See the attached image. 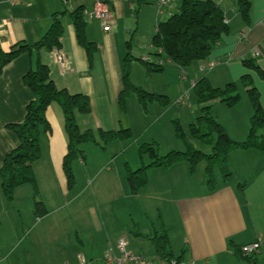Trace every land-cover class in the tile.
Returning a JSON list of instances; mask_svg holds the SVG:
<instances>
[{"label":"crops","instance_id":"obj_1","mask_svg":"<svg viewBox=\"0 0 264 264\" xmlns=\"http://www.w3.org/2000/svg\"><path fill=\"white\" fill-rule=\"evenodd\" d=\"M76 1L87 6V37L98 46L94 61L90 62L87 51L80 45L70 14L64 17L65 33L61 51L54 53L42 51L41 59L50 65L52 77L58 88H66L72 94H84L90 98L91 115L78 116L83 130H132L134 125L128 123L129 108L127 109L126 104V109L123 110L119 103V97L125 89L123 61L131 50L128 37L140 35V32L146 28H150L149 37L144 42L140 38V41L145 45L143 49L149 50V58H145L148 56L144 53L140 54L141 58L132 57L130 78L134 85L149 93L169 96L173 105L181 109L184 106L178 105L177 100L187 96L185 99L189 101L195 82L203 77H208L215 87H225L229 83L239 84L242 77L250 74L260 93V101L264 108V80L243 64L245 59H253L264 71V0H252L249 25L245 23L238 11L236 0H214L223 8L230 30L222 36L210 56L183 70L174 66L165 57H160L166 65L165 71L151 75L140 60L154 58L152 40L158 24L176 14L182 0H165V2L146 0L139 6L135 0H100L111 16L106 22L89 17L94 9L95 0ZM67 7L73 11L77 4L74 2L66 4L63 0H0V50L9 52L20 42L33 43L40 40L50 29L53 14L66 11ZM105 26H109L110 31H105ZM58 53L66 57L67 70H63L58 63ZM33 59L28 54L21 55L7 65L0 76V170L5 157L20 143L16 133L8 126L20 124L25 120L27 107L34 97L24 83L25 75L35 65ZM213 62L216 65L210 67ZM133 66L136 68L133 69ZM242 101L243 98L235 108H229L222 103L215 106L220 123L230 137L239 142L247 140L254 113L252 105ZM140 105L141 108L133 102V116L131 115L130 120L134 121L133 118L142 120L145 114L152 113L153 116L156 114L158 119L162 117L167 119L168 116L170 123L173 124L175 119L183 122V118H190L193 121L201 114L200 106L195 104L188 105L187 113L179 112L175 115L170 112L172 111L171 103L170 107L153 103L148 106L147 111L141 103ZM47 116L52 129L50 133L41 136L42 155L33 164L38 196L47 209V215L39 218L35 215L42 222L35 224V228L30 229L31 233L43 223V219H49L60 212L67 216L64 213H67L70 205L67 197L76 186L68 187L63 166L68 145L63 110L54 103L48 109ZM148 124L153 126L154 122ZM259 135L264 136V128L259 131ZM156 140L160 141V139ZM166 143L168 149L164 151L181 149L176 145L172 146L169 137L166 138ZM90 144L85 145L86 155L91 149ZM161 144L159 143L160 153L162 155L169 153V151L162 153ZM140 145L133 137L130 140L109 144L108 149L103 152L110 154L98 157L102 169L107 166L105 169L107 173H116L117 180L120 182L122 179L124 182L126 164L132 168V162L137 163L135 151H138ZM95 147L99 148L97 144ZM109 155H111L110 159ZM87 159L88 155L86 161H78L86 163ZM139 162L141 164L140 157ZM228 163L233 177L225 180L216 168L214 172L216 186L213 191L208 186L206 165L198 166L195 172L191 171L188 162H179L168 168L151 170L144 189L139 194L129 192L139 198H141L140 195H149L148 208L143 206L142 209L146 216L145 229L141 227V223H137L139 231L135 233V242L129 241L130 252L146 257L154 253L152 258L158 257L152 241L146 235L155 232L161 234L162 230H166L168 234L175 258L193 259L199 264H233L237 259L236 246L261 242L264 247V223L259 222L261 215L264 217V154L252 149L234 150L229 155ZM103 181L106 183L109 178ZM23 196L34 201V205L35 200H38L35 199L33 186L25 184L16 188L14 199L9 201L4 195L0 181L2 208L0 216L12 209L9 205H15L18 209ZM18 211L20 212V209ZM33 211L35 214V210ZM63 215L57 217L63 224L73 221L67 220ZM91 223L98 230L103 231L102 221L94 210ZM58 227L59 225H53L49 243L54 244L59 240ZM105 233L107 237L105 252L107 253L122 237H116L110 231ZM15 236L17 238L13 241ZM21 236V233L16 232L8 241L7 247H3L0 243V255L3 257L0 264H13L9 260L11 257L15 258L14 251L10 254L7 252L12 247L16 250L20 249L24 241L20 239ZM175 240L180 242L178 250L181 253L180 256L173 250ZM79 241L81 248L84 249L86 245L80 237ZM83 249L67 253L56 264H80V257L85 262H89Z\"/></svg>","mask_w":264,"mask_h":264},{"label":"trees","instance_id":"obj_2","mask_svg":"<svg viewBox=\"0 0 264 264\" xmlns=\"http://www.w3.org/2000/svg\"><path fill=\"white\" fill-rule=\"evenodd\" d=\"M63 1L66 4L74 2L77 7L73 11L67 7L66 11L54 13L50 29L40 40L33 43L20 42L14 45L9 52L0 50V76L5 67L21 55L28 54L35 58V65L24 77V83L32 91L34 97L27 107L25 120L20 124L8 126L16 133L20 143L5 157L0 170V181L4 195L9 201L14 199L16 188L25 184L32 185L35 199H38L35 200L34 209L38 218L45 217L47 209L38 196L37 178L33 164L42 155L41 136L50 133L52 129L47 116L48 109L52 104H58L64 113L68 145L63 166L69 188H74L76 185V177L73 172L74 161H86V144L95 143L102 151H105L109 144L130 140L133 137L130 129L83 130L79 124L78 116L88 117L91 115L90 98L84 94H72L66 88H58L52 77L50 65L42 61V51L50 53L61 51L65 33L64 17L67 14H70L73 20L78 41L87 51L90 62L94 61L98 52L97 44L88 40L87 37V6L76 0ZM97 1L95 0V3ZM135 1L139 6L146 0ZM236 6L245 23L249 25L252 0H236ZM229 30L230 26L224 10L216 1L182 0L178 12L158 24L152 40L154 47L152 56L154 58L150 57L149 60L141 59L140 61L147 67L149 75L165 71L166 65L160 57H165L174 66L183 70L195 62L206 60L222 36ZM132 62V56L128 53L123 61L125 89L119 97L122 109H126L127 100L132 95L138 97L145 111L153 103H158L162 107L169 106L171 103L169 96L149 93L132 83L130 78ZM243 64L248 70L257 73L264 80V71L255 60L245 59ZM241 88L245 90L254 112L251 118L250 134L243 142L235 141L230 137L215 112L217 103H222L229 108L237 107L242 99ZM193 90L201 108V114L190 123V135L194 140H198L203 147H211V152L205 153L196 149L182 122L175 119L173 121L175 137L184 144L185 150H172L162 155L158 142L141 144L138 153L142 166L133 170L129 164H126V180L132 194H139L144 189L151 170L168 168L179 162H188L192 172H195L197 167L205 162L208 186L213 191L216 186L214 175L216 168L219 169L225 180H230L233 177L228 163L232 151L252 149L264 154V136L259 135V131L264 128V108L260 101V93L250 74L242 77L239 84L229 83L225 87H215L208 77H203L195 82ZM184 99L182 96L177 100V103L181 101V105H183ZM147 160L149 161L147 162ZM159 233L146 235L152 241L156 255L164 259L175 258L166 230ZM242 247H235V255L239 264H260L258 261L260 253L246 255L243 253Z\"/></svg>","mask_w":264,"mask_h":264},{"label":"rangeland","instance_id":"obj_3","mask_svg":"<svg viewBox=\"0 0 264 264\" xmlns=\"http://www.w3.org/2000/svg\"><path fill=\"white\" fill-rule=\"evenodd\" d=\"M149 33L150 28H146L144 31L140 32V35L137 34L134 37L130 35L128 37V44L131 48L130 53L132 57L141 58L142 55L140 54L144 53L148 56L145 58H149V50H144L143 47L145 45L142 43L148 39ZM33 61L35 63V58ZM135 68L136 67L133 66V69ZM240 92L243 98L242 102L244 103L247 101L250 103L245 90L242 88ZM189 97H191V99L189 101L185 99L184 105H181V107L184 106V108L182 107L181 109L175 107L172 101L170 105L172 106V111H170L171 114L175 115L179 114V112L187 113L189 104L199 105L194 90L191 89ZM133 102L141 108L136 95H133L127 101V109L129 108L130 112L128 123L134 125L132 128L134 134L133 138L135 142L137 141L138 145L160 139L162 142L156 141L160 144L162 143L161 151L165 154L170 151H164L168 149L166 138L169 137L172 146L176 145L181 148L178 150H185L184 144L175 137L174 125L170 123L168 116L167 119L164 117L158 119L156 114L153 116L154 114L147 113L142 120L138 118H133L135 122L130 120L133 116ZM162 112H164V110H162ZM183 119L182 124L190 141L194 144V147L205 153H210L211 147H203L198 140H194L191 137L189 126L192 120H190V118ZM153 122L154 125L149 126L148 123ZM95 145V143L90 144L91 149L87 151L88 159L86 163H80L78 160L74 161L73 172L77 179V184L67 197L70 201L67 213L64 212L67 216H64L63 212H60L49 219H43V223L36 229H33V233H31L30 229L34 227L35 224H39L42 221L34 214V201H30V199L25 196L22 197L21 204L19 203L18 205L20 212L15 208V205H9L12 209L7 210V214L0 216V243L3 244V247L8 246V241L16 232L21 233L22 236L20 239L24 240L19 250H16L15 247L8 250L7 254L13 251L15 254V258L11 257L9 262H13V264H56L57 261L67 255V253L74 252L76 249H83L80 245V237L86 245L83 251H85L84 253L89 262L102 264L105 257L104 254H106V231H110L112 234L116 235V237L121 236L128 241L132 240L135 242V233L139 231L137 223H141V227L145 229L146 216L142 209L144 208L143 206L148 208L149 199L147 197H149V195H140L141 198L131 195L129 193L131 192L130 186L126 180V173L123 175L124 182L122 179L119 182L115 175L116 173H107L105 171L107 166L102 169L98 157L108 156L110 153L101 151L99 148L95 147ZM122 154L125 153L122 152ZM110 158L111 155H109V159ZM135 159L137 163L135 161L132 162L133 170L139 169L142 165L139 162L138 151H135ZM148 161L149 160H147V162ZM205 165V162H203L199 167H205ZM106 178H109V181L105 183L103 180ZM1 209L0 206V211ZM92 209L96 211L97 216L102 221L104 226L102 228L103 231L98 230L97 227L92 225ZM61 215L67 220L73 221L63 224L57 218ZM259 222H262V224L264 223V217L262 215ZM54 224L59 225V240L52 244L51 242L49 243L48 240H50L49 238ZM16 238L15 236L13 241ZM138 238L139 237H137V239ZM175 241L173 250L175 254L180 256L181 253L178 252L180 249V242H178V240ZM262 250V253L258 257L260 264H264V247ZM148 255H150L148 256L150 258L154 257V253ZM16 256L18 257L16 258ZM46 261H48V263H45ZM238 263L237 259L233 262V264Z\"/></svg>","mask_w":264,"mask_h":264},{"label":"built area","instance_id":"obj_4","mask_svg":"<svg viewBox=\"0 0 264 264\" xmlns=\"http://www.w3.org/2000/svg\"><path fill=\"white\" fill-rule=\"evenodd\" d=\"M162 2H165V0H162ZM90 18H96L98 20L106 22L108 19H110V13L106 9L105 5L102 3V1L98 0L95 3L94 9L89 14ZM105 31H110L109 26H105ZM57 61L60 64L61 68L63 70L68 69V62L66 60V57L63 54L57 55ZM216 63L210 64V67H214ZM184 98H187V96H184ZM179 105H181V101L178 102ZM130 243L127 239L121 238L117 241L115 246H113L105 255L102 264H199L197 261L191 259V260H185L180 258H172V259H164L161 257H155V258H149L141 254H133L129 251ZM263 244L261 242H254L251 244L244 245L242 247V251L244 254H255L260 253L262 250ZM80 264H95L94 262H85L82 257ZM1 260V256H0ZM70 264V263H65Z\"/></svg>","mask_w":264,"mask_h":264},{"label":"bare ground","instance_id":"obj_5","mask_svg":"<svg viewBox=\"0 0 264 264\" xmlns=\"http://www.w3.org/2000/svg\"><path fill=\"white\" fill-rule=\"evenodd\" d=\"M181 106V105H180ZM1 256V260H0V263L3 261V257H2V255H0Z\"/></svg>","mask_w":264,"mask_h":264}]
</instances>
